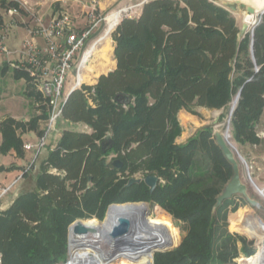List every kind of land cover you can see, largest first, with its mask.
Instances as JSON below:
<instances>
[{
  "label": "trees",
  "instance_id": "trees-1",
  "mask_svg": "<svg viewBox=\"0 0 264 264\" xmlns=\"http://www.w3.org/2000/svg\"><path fill=\"white\" fill-rule=\"evenodd\" d=\"M239 29L230 10L214 0H146L138 16L121 18L110 33L115 68L72 90L62 106L61 118L88 130L63 128L40 167L37 188L0 211V264H62L71 223L103 220L110 204L137 201L166 213L143 220L119 261L151 254V222L180 233L174 248L154 253L153 264H235L239 256L253 255V241L228 229V213L239 204L228 208L226 199L212 212L232 175L212 124L175 142L178 112L198 115L199 107L221 110L218 121L232 108L231 142H263L257 127L264 112V14L252 32L240 37ZM13 71L30 82L25 72ZM38 119L4 117L0 150L20 154L17 130L37 129ZM107 135L114 144L103 151ZM110 155L123 161L120 169L104 164ZM147 174L159 177L152 192L143 181L125 186ZM243 212L232 217V228L255 233L242 224Z\"/></svg>",
  "mask_w": 264,
  "mask_h": 264
},
{
  "label": "built area",
  "instance_id": "built-area-1",
  "mask_svg": "<svg viewBox=\"0 0 264 264\" xmlns=\"http://www.w3.org/2000/svg\"><path fill=\"white\" fill-rule=\"evenodd\" d=\"M16 1L0 0V54H9L5 40L9 28L14 24L12 18L19 13L17 5L11 4V2L17 3ZM2 4L5 5L4 13L1 12ZM128 10L127 7L121 11L118 21ZM4 14L8 16V21L5 20ZM83 15L84 23L81 27L73 26V19L64 11L51 17L46 23L41 18H36L29 28V36L22 41V47L18 51L20 58L9 61L11 68L27 74L46 105L45 128L35 144L38 148L45 146L49 132L61 118L62 106L69 93L80 88L82 84H86L84 71L93 57V47L98 43L100 35L90 45L87 46V44L94 32L103 24L107 25L106 15L95 5L88 7ZM39 38L42 42L37 40ZM225 126L226 141L243 161L229 139L230 117ZM35 145L27 142L23 144V147L31 150ZM253 217L256 220L251 222L249 218ZM242 224H248L255 231V233H247L253 241L254 254L261 252L258 264H264V219L246 214Z\"/></svg>",
  "mask_w": 264,
  "mask_h": 264
},
{
  "label": "rangeland",
  "instance_id": "rangeland-1",
  "mask_svg": "<svg viewBox=\"0 0 264 264\" xmlns=\"http://www.w3.org/2000/svg\"><path fill=\"white\" fill-rule=\"evenodd\" d=\"M142 0H17V7H18V14L12 18V21L14 24H17L20 22L24 24H33L36 18H41L43 20L44 15H50L52 12H67L71 18L73 19V26L75 27H81L84 23L83 20V12L86 11V9L92 5H95L97 8H99L98 3L101 4V11L103 14L106 16L110 13H113L114 11L124 8L126 9L127 7L125 6H131L130 9L128 10L127 14H133L135 12V9H133V6L141 2ZM215 2L223 5L222 0H214ZM234 2V1H232ZM133 5V6H132ZM224 6V5H223ZM245 3H235V8L231 9L230 12L234 15L236 22L238 23L239 26H241L242 23V16L241 13L245 11ZM5 5H2L1 10H4ZM227 8V7H226ZM4 13V12H3ZM258 13V12H257ZM125 14V13H124ZM123 14V15H124ZM6 16V15H5ZM4 16V17H5ZM256 16V14H255ZM6 21H8V16L5 17ZM259 21V15L254 17V24L249 25L248 27V32L252 31V27ZM106 27V24H103L101 26V32L99 35H101ZM112 32V31H111ZM11 33V29L8 31V37L9 34ZM23 36L18 34V39L16 41V44L14 46H9L11 51L16 50L17 53L22 47V39ZM7 40V39H6ZM8 41V40H7ZM5 41V45L7 44ZM109 41V42H108ZM107 41V44L105 45V48L103 51L98 53L96 56H94L91 59V64H94V67H101L107 68L112 65V39L109 34V39ZM105 54V55H104ZM103 55V56H102ZM107 55V56H106ZM11 60H16L20 58V55H13L10 57ZM96 58V59H95ZM104 69V70H105ZM18 72H21L20 70H17ZM97 73L100 70H95ZM89 75H87L85 81L89 80ZM27 89L28 91H32L35 96L31 97L32 101V108L35 109V113L39 118L42 120V129L45 128V118H43L41 115L43 111H46V105L44 104V101L40 95V92L37 90L36 86L31 83L27 82ZM35 97H38L36 99ZM230 112V111H229ZM217 111H210L209 109H202L198 111V115L192 114V113H179L178 114V120L180 122L181 126V133L180 137L178 136L179 141H175L177 144L179 143H184L190 136H192L195 132L196 129L202 127L203 125L207 124H212L213 126V131L220 130L223 131L225 129V125L227 123V119L229 117V113L227 112L225 118L222 121L217 120ZM62 122V121H61ZM63 125L62 128H74V129H79V130H88V128L83 125L82 123L79 125H71L67 123H61ZM58 128V129H57ZM61 126L59 124L54 125L53 129L59 130ZM54 130L49 132L48 138H47V148L45 149L46 151L49 150L50 146L54 145L55 140H53V135H54ZM56 131V130H55ZM230 131V127H229ZM257 134L259 137L262 139L263 142L257 145H239L237 143H233V145L236 147L238 153L241 155L243 158V161L241 162L239 160V166H240V176L241 180L247 185V191L249 195L252 198L257 199L261 203V208L256 209L255 207L251 206L249 203L245 201V199L242 196L235 195L232 198L229 199L231 201L230 205L228 208H231L234 203H238L239 206L235 211H229L228 213V229L231 231L237 232L241 235H244L247 239H250V234H248L245 231H236L233 230L232 224H231V219L232 217L238 212V210H243L244 214L248 215H253V216H260L261 218L264 219V199L258 195V193L255 190V186L261 188H264V112L262 113L260 122L257 127ZM52 135V136H51ZM112 155H110L107 158V162H109L112 158ZM246 164V165H245ZM247 166V167H246ZM39 167V164H37L36 169ZM34 165L31 164L29 167V170H33ZM39 169V168H38ZM49 170L52 171L51 168ZM34 172H37V170H33ZM140 202V201H137ZM136 202V203H137ZM149 204L150 212L149 215L155 216L157 212L160 214L166 213L162 208L159 206L152 204L150 202H146ZM106 217V214H105ZM103 220H98L97 218H91V219H96L97 222H103ZM256 219V218H255ZM81 221H86L89 219H79ZM157 229L160 230L163 234H165L169 239L171 240L172 244L169 248H174L176 246V243L179 242L180 240V233L177 231V235L175 231L169 226V225H156L153 222H151L150 226V234L152 235V232ZM150 246L151 249V241L147 242V247ZM243 256V255H241ZM70 257V246L68 247V259ZM240 257V256H239ZM245 257V256H243ZM67 259V260H68ZM153 264L154 263V254L148 253V252H141L140 253V258L139 260H135L132 257H127L117 264ZM235 264H238L237 259L235 260Z\"/></svg>",
  "mask_w": 264,
  "mask_h": 264
},
{
  "label": "crops",
  "instance_id": "crops-1",
  "mask_svg": "<svg viewBox=\"0 0 264 264\" xmlns=\"http://www.w3.org/2000/svg\"><path fill=\"white\" fill-rule=\"evenodd\" d=\"M145 1L146 0H142L135 6L132 5L133 9H135V12L130 15L126 13L121 18L138 16L140 13L141 5ZM98 6L99 9L102 10L100 3H98ZM125 7H128L130 9L131 6H125ZM1 12L3 13L4 10L2 9ZM58 12H52L49 16L44 15L43 21L46 23L51 17L58 15L59 14ZM32 25L33 24L31 23L24 24L20 22V24L19 23L13 24L9 28V30L11 29V33L9 34V37L8 35L6 37L8 41L5 40L7 41L6 48L8 49L9 54H0V67H2L4 63L9 65V61H15L13 59L11 60L10 57H12L13 55H17L18 57L19 52L17 53L16 50L11 51L12 49L9 46H14L16 44V41L18 39V34L23 36L22 38L23 40L27 38L29 36V28ZM100 32H101V28H99L96 32H94L87 46L90 45V43L96 37L99 36ZM37 40L39 42H42V39L40 38ZM112 50H114L113 41H112ZM91 63L92 62L90 61L84 71L85 79L87 75H89L88 77L89 80L85 82L86 84L89 85L95 84L99 75L106 74L108 71L114 69L116 66V62L113 57H112V65L110 67H107L106 69L103 67H101V69L99 67L96 68L94 67V64L92 65ZM95 70H100V71L97 73ZM27 92H28L27 81L24 76L20 78H15L13 68H11L10 65L9 68L6 69V71L2 72L0 69V121L6 116H10L16 120L26 122L29 119H31L34 115H36L35 113H33V111L35 112V109L32 108L33 105L31 103V100L26 97ZM202 109L217 111V115H219L221 112V110L219 109L207 108V107H199L198 111ZM186 112L187 111L185 110H180L178 114L186 113ZM37 122H38L37 129L26 128L25 130H17V133L19 134V137L22 140V152L20 154H17L13 149H10L6 152H2L0 150V211L6 210L14 202V200L18 198L20 195L32 192L37 188L36 179L40 171V167L47 158L48 151L54 147V145L60 138L61 131L63 129L62 128L63 125L60 124V122L63 124L67 123L71 125L72 124L79 125L82 123V122H76V123L67 122L63 118L58 119L55 125L57 126V124H59L61 128H59V130H57L58 128L55 129L56 131L53 128L51 129L52 132L54 130V135L51 136L53 137V140H55V142L54 145L50 146L49 150L46 151L45 149L47 148L46 147L47 143L45 144V146L41 148H38L35 145L38 142L39 137L41 136V134L38 133V131L40 132L43 131L42 123H41L42 120L39 118ZM179 138L181 137L179 136ZM176 140L179 141L178 137L176 138ZM27 142L33 143L35 146L31 150H26L24 149L23 144ZM1 143H2V135L0 132V146ZM31 164L34 165L33 170H37V172H34L33 170L31 171L29 170ZM37 164H39L38 167L39 169L38 168L36 169Z\"/></svg>",
  "mask_w": 264,
  "mask_h": 264
},
{
  "label": "bare ground",
  "instance_id": "bare-ground-1",
  "mask_svg": "<svg viewBox=\"0 0 264 264\" xmlns=\"http://www.w3.org/2000/svg\"><path fill=\"white\" fill-rule=\"evenodd\" d=\"M222 1H238L241 3H245L247 6L253 7L255 11L254 13H246L245 11L241 13L242 22H245L248 25L254 24V17H256L255 14L264 10V0ZM123 10L125 9H118L106 16L107 25L103 33L99 36L98 43L93 47L94 56L103 51V49L105 48V45L107 44V41L109 39V33L112 30L113 26L117 23L120 13ZM234 104L235 99H233L231 107H233ZM225 130L226 127L223 131H217H220L222 135H224ZM240 161L242 162V159H240ZM254 188L258 195L264 199V188H259L257 186H255ZM145 212H150L148 203H124L112 205L109 208L104 221L101 223L97 222L96 219H89L86 221L84 220L83 222L87 226L92 228L93 231L85 235H75L71 232L70 257L68 261L66 263L64 262L63 264H117L121 259L122 252H124L128 248H131L133 245H125L126 248L113 252L115 245L114 243L107 241V234L112 231L119 218L122 216L133 217L137 222V226H135V230H137V228L141 225L145 218H152L151 215L143 216ZM171 244L172 242L169 237L163 234L160 230L155 229L152 232L150 249L152 255L157 250L169 248ZM260 253L261 252H258L248 257L240 256L237 258L238 264H258L261 257Z\"/></svg>",
  "mask_w": 264,
  "mask_h": 264
},
{
  "label": "water",
  "instance_id": "water-1",
  "mask_svg": "<svg viewBox=\"0 0 264 264\" xmlns=\"http://www.w3.org/2000/svg\"><path fill=\"white\" fill-rule=\"evenodd\" d=\"M235 3H239V2L238 1H234V2L223 1V5L231 9L235 8ZM245 12L254 13L255 11L253 7L246 5ZM262 14H264V10L256 13V16L259 15V18H260ZM256 25L252 27V31ZM248 27L249 25L247 23L245 22L241 23V26L239 29L240 37L244 36V34L248 32ZM116 99H118V101H121L123 97L120 95L119 98L116 97ZM229 117L230 119L232 118V108L230 109ZM213 135H214L215 143L221 149L223 156L225 157L227 162L232 167V175L230 179L227 181V183L224 185L221 192L216 196V201L212 207V212H214L215 209L219 207L224 200L230 199L235 195L242 196L245 199V201L249 203L251 206L255 207L256 209H260L261 203L257 199L252 198L249 195L247 191V185L241 180L240 166H239V160H238L239 157L237 156L233 148L230 146V144L226 141L224 135H222L220 131H217V130L214 131ZM100 144H101L102 150L105 151L107 147L113 146L114 141L109 135H107L101 140ZM104 164L106 166H111L113 168L120 169L123 166V161L119 158H113L108 163L104 162ZM141 181H143L145 185L148 186L149 191L152 192L154 188L156 187L157 183L159 182V177L154 174H147L144 177H131L125 186H130L131 184H134V183H140ZM126 203H136V202H126ZM140 203H146V202L140 201ZM120 204H124V203H120ZM112 205H118V204L117 203L110 204L107 208L106 216L109 211V208ZM145 215L147 216L149 215V213L145 212L143 216ZM135 226H137V222L135 221L133 217L122 216L119 218L117 224L114 226L112 231L106 236L107 241L112 242L115 245L113 252L126 248L125 245L134 244L135 241H134V237L132 236L134 235V233H136ZM91 231H93V229L87 226L83 221L79 219L75 220L68 227V247L70 246L71 232L75 235H85ZM170 249L172 248L160 249L155 252H163V251H167Z\"/></svg>",
  "mask_w": 264,
  "mask_h": 264
}]
</instances>
